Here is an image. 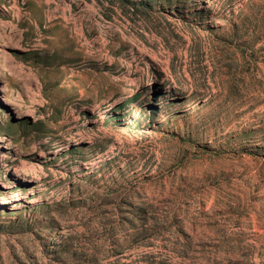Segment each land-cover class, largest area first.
Wrapping results in <instances>:
<instances>
[{"label": "rangeland", "instance_id": "rangeland-1", "mask_svg": "<svg viewBox=\"0 0 264 264\" xmlns=\"http://www.w3.org/2000/svg\"><path fill=\"white\" fill-rule=\"evenodd\" d=\"M0 264H264V0H0Z\"/></svg>", "mask_w": 264, "mask_h": 264}, {"label": "bare ground", "instance_id": "bare-ground-1", "mask_svg": "<svg viewBox=\"0 0 264 264\" xmlns=\"http://www.w3.org/2000/svg\"><path fill=\"white\" fill-rule=\"evenodd\" d=\"M259 127V126H258Z\"/></svg>", "mask_w": 264, "mask_h": 264}]
</instances>
